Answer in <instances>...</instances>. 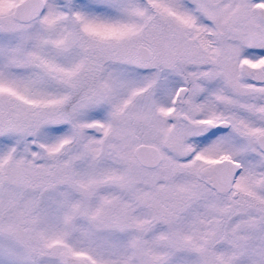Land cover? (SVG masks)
<instances>
[{"label":"snow or ice","instance_id":"obj_1","mask_svg":"<svg viewBox=\"0 0 264 264\" xmlns=\"http://www.w3.org/2000/svg\"><path fill=\"white\" fill-rule=\"evenodd\" d=\"M0 264H264V0H0Z\"/></svg>","mask_w":264,"mask_h":264}]
</instances>
